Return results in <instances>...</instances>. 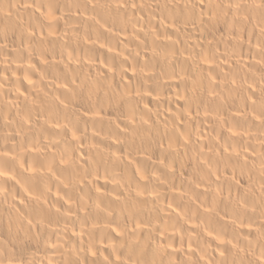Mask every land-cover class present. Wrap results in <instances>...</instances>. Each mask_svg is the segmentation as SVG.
Instances as JSON below:
<instances>
[{
    "label": "bare ground",
    "instance_id": "obj_1",
    "mask_svg": "<svg viewBox=\"0 0 264 264\" xmlns=\"http://www.w3.org/2000/svg\"><path fill=\"white\" fill-rule=\"evenodd\" d=\"M0 264H264V0H0Z\"/></svg>",
    "mask_w": 264,
    "mask_h": 264
}]
</instances>
